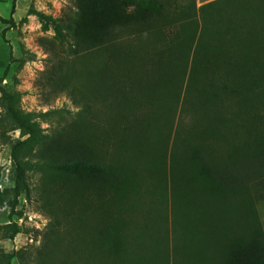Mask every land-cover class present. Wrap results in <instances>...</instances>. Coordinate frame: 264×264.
Returning a JSON list of instances; mask_svg holds the SVG:
<instances>
[{
  "label": "rangeland",
  "instance_id": "rangeland-1",
  "mask_svg": "<svg viewBox=\"0 0 264 264\" xmlns=\"http://www.w3.org/2000/svg\"><path fill=\"white\" fill-rule=\"evenodd\" d=\"M118 4L131 20L117 47L78 48L56 33L76 0H0V264H148L164 236L170 264L178 248L201 258L180 239L194 241L206 209L201 195L174 191L172 175L192 174L194 148L227 164L252 147V118L264 113V0ZM143 71L139 90L129 80ZM131 92L149 106L137 104L148 111L140 130L117 117L131 112ZM75 152L91 169L70 167ZM18 162L28 169L17 195ZM234 191L220 198L234 208L228 222L264 242V178ZM12 224L20 233L9 239Z\"/></svg>",
  "mask_w": 264,
  "mask_h": 264
},
{
  "label": "trees",
  "instance_id": "trees-1",
  "mask_svg": "<svg viewBox=\"0 0 264 264\" xmlns=\"http://www.w3.org/2000/svg\"><path fill=\"white\" fill-rule=\"evenodd\" d=\"M76 5L77 11H74L71 16L56 26V33L59 39L63 42L73 40V45L78 48L83 44V39L86 41L89 39L92 42L102 41V43L106 41V44L110 45L109 47H117L119 37L117 29L126 27L131 20V17L124 15L123 10L118 4V0H76ZM0 21L7 23L1 17ZM101 38L104 39L101 40ZM73 53L74 55L79 54L77 50L73 51ZM66 61L63 60L60 63L66 64ZM140 67H143V65ZM147 67L148 63L145 64L144 69H147ZM138 72L140 73L139 70ZM138 72L136 74L137 76L135 75L129 81L137 83L139 90H144V83L148 75L144 71L142 75H138ZM126 87L128 86L126 85ZM129 87L126 89L128 90ZM144 96L148 97L147 94ZM124 99L126 100V104L129 105L128 107H130L131 112L124 113L123 111H119L120 113L118 112L117 117H122L126 121L131 118L133 122H131L132 124L129 128L132 130H140L138 127H135L134 122L137 119V122H139V115H144L148 111H142L143 109L138 111L137 104L140 103L141 105L139 107L145 106L143 108L148 109L147 100L137 97L133 92L129 96L124 97ZM119 103L117 101L113 102V107L119 109L123 104L120 103L121 105L119 106L117 105ZM148 117V115H145L142 118L147 120ZM20 126L23 127V124L20 123ZM27 128V134L31 135L33 129L30 126H27ZM249 135L250 146L252 147L248 154L246 150H243V155L239 162L232 159L227 164H218L212 157L209 160H204L199 150L194 148L190 152V161L194 167L192 174L187 176L189 172L185 173L182 170L172 175V189L174 191H185L196 194V198H199V195H201V203L199 205L206 209L203 215L204 222H198L197 233L191 235V240L194 241H190L189 243L187 238L180 239L181 244L185 243L187 248L189 247V252L201 249L202 256H199L201 258H197L198 255H189L185 256L183 260L179 256L183 252V248H178L179 253L175 255L173 264H183L185 262V264H205L207 262L210 264H264V242L261 238L263 237V232L260 231L259 234H257L256 230L253 232H240L239 237L236 234L234 224L228 222L230 211H232V214H235L234 208H223L225 206L223 205V200L221 201L220 199L224 195L228 197L234 195V190L239 185L243 188V186H248V183H260L261 181L262 184L263 182L264 113L257 114L252 118ZM74 154L75 157L70 163L71 168L74 170L91 169L92 164H88L82 154L76 152ZM65 155L67 156L68 154L65 153ZM15 166L17 168V175L14 192L18 195L24 187L25 171L28 168L24 167L20 162L16 163ZM221 210L222 212H227V216L223 218L222 215L218 216L217 214ZM205 219H207L206 222ZM19 233V226L12 224V231L8 234V238L14 239ZM145 235L146 233H144ZM166 240L167 236H164L154 244V247L158 244V252L149 257L148 264H170L171 257L169 252L171 250L168 240L167 242Z\"/></svg>",
  "mask_w": 264,
  "mask_h": 264
}]
</instances>
